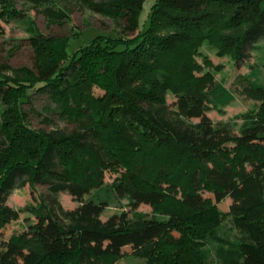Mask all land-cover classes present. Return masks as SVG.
<instances>
[{
    "label": "trees",
    "instance_id": "trees-1",
    "mask_svg": "<svg viewBox=\"0 0 264 264\" xmlns=\"http://www.w3.org/2000/svg\"><path fill=\"white\" fill-rule=\"evenodd\" d=\"M148 1L91 3L99 14L122 20L120 35L97 36L69 57L68 41L58 49L57 41L34 33L35 70L0 69V231L15 220L4 203L16 187H44L78 203L61 221L40 199L31 207L37 224L0 239V264H116L122 256L143 264H208L211 254L202 247L216 242L213 212L232 217L242 233L238 243L217 240L215 259L264 264V119L238 135L213 129L206 103L223 109L234 97L211 83L206 102L201 94L175 93L176 114L198 119L195 128L161 109L166 91L189 83L175 77L188 69L178 62L193 44L212 42L235 66L246 62L264 39V0H154L144 20ZM30 93L46 95L71 128L31 129L24 109ZM244 93L264 107L256 79ZM104 168L124 169L110 191L101 185ZM114 195L127 208L165 206L167 218L121 212L101 220Z\"/></svg>",
    "mask_w": 264,
    "mask_h": 264
},
{
    "label": "rangeland",
    "instance_id": "rangeland-1",
    "mask_svg": "<svg viewBox=\"0 0 264 264\" xmlns=\"http://www.w3.org/2000/svg\"><path fill=\"white\" fill-rule=\"evenodd\" d=\"M118 0H5L0 1V69L9 70L27 67L34 71V57L29 47V39L37 33L40 40L56 42L60 49L65 41H68L67 52L69 57L82 49L97 36L117 37L121 34L122 20H115L108 15L99 14L90 8V4H103ZM121 1V0H120ZM154 0H149L145 10L142 11V19L147 20L150 6ZM60 11L63 13H60ZM60 47V48H59ZM185 51V58L179 60L188 68L179 70L178 76H187L188 84L180 81L176 91H166L163 94V112L166 118L174 122H180L192 128L199 123L198 119H183L176 114L175 93H195L207 96L206 88L210 85L221 84L234 97V101L223 109L213 108L206 103V116L213 129L223 128L238 135L253 122L264 119V107L261 102L251 99L245 92L246 84L253 82L264 87V39L256 42L249 52V58L242 65L235 66L230 55L222 54L219 48L212 42H200L193 44ZM11 76V72L4 73ZM182 78V77H181ZM94 95L102 93L93 89ZM29 106H24L28 112V124L36 131L51 132L56 129H70L71 126L60 119V113L51 104L46 95L29 94ZM124 169L107 171L104 168L100 174L101 185L114 188L122 182ZM31 191L28 186L16 187L5 199V205L15 212V220L0 231V239L19 236L26 232L28 227L37 224V214L32 206L37 205L40 199L44 201L55 217L63 221V214L78 206L70 196L58 193L50 196L46 188L36 186ZM94 195L89 191L82 195L81 201H88ZM225 206L230 204L224 201ZM165 206L156 210L145 203H139L132 208H127L126 200L118 199L115 195L101 214V220H106L114 214L128 212L129 214L143 213L149 218H167ZM212 225V237L216 240L213 244H204L203 251L210 252L208 264H220L214 257V251L218 247L217 240L238 243L242 241L241 231L234 225L232 217H223L216 213L209 214ZM116 264H143L142 260L131 256H122L116 260Z\"/></svg>",
    "mask_w": 264,
    "mask_h": 264
}]
</instances>
